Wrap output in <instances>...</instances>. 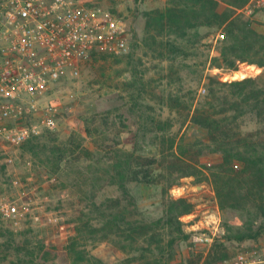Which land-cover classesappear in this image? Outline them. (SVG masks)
<instances>
[{"label": "rangeland", "instance_id": "obj_1", "mask_svg": "<svg viewBox=\"0 0 264 264\" xmlns=\"http://www.w3.org/2000/svg\"><path fill=\"white\" fill-rule=\"evenodd\" d=\"M87 1L100 2L128 20L131 26L129 52L121 55H92L81 64L78 75L68 74L51 86L45 103L58 108L57 126L55 129L43 127L41 141L52 145V137H57V144L75 138L84 146L94 149L95 139L85 130L88 117L95 113L106 115L108 111L115 109L117 110L113 114L117 116L122 132L108 130L99 139L101 147L93 159L84 154L79 159H74L73 156L69 167L54 174L40 162L41 157L24 151L22 145L10 146L0 142V198L15 201L20 207L31 203L34 212L40 216L34 221L26 218L21 227L1 220L2 243L13 241L14 246H21L25 239H32L34 242L43 241L51 248H62V251L67 246L72 226L75 225L70 224V220L78 216L81 209H87L90 195L94 192L86 179L89 164L107 166L115 155L127 150L135 152V155L155 156L158 163L167 160V166L171 160L169 146L173 138L176 137V142L181 138L184 142H194L197 139L208 141L206 130L194 124L190 117L187 118V106L193 96L196 104L198 99L208 93L210 75L222 82L238 81L254 75L264 85V69L260 70L248 61L241 62L237 68H230L225 63L211 66L213 57L220 54L223 39L217 40V34L225 32L223 27L196 29L189 40L179 41L180 49H177L176 54L158 57L150 51L144 45V38L148 34L145 29V11L165 9L168 0ZM243 6L237 9V14L242 15L240 9ZM248 19L255 30L264 34V12ZM172 57L175 59L170 60ZM226 73H235L234 78L223 79ZM202 87L205 91L201 90ZM171 94L180 100H173ZM122 110L136 111L132 116L129 113V117ZM255 126V121L247 120L244 128L253 129ZM116 142L121 143L117 146ZM221 159L220 153H202L196 168H188V174L180 177L167 189L165 187L172 178L181 174L182 168L170 173V169L158 167L155 168V183L131 182L129 188L136 200L139 216L158 222L165 217L166 202L170 198H187L193 203V209L182 216L205 210V204L210 198L214 195L217 197L211 172ZM83 174L84 178L80 180L79 177ZM178 189L181 193H178ZM116 196H121V190L105 181L100 184L95 200L99 203ZM221 213L225 235L224 241L220 242H226L230 252L238 250L240 245L226 239L228 230L238 232L251 218L255 220L257 229L264 220L258 211L250 208L221 209ZM181 217L183 229L188 233ZM159 227L158 232L166 239L169 238L171 228L163 225ZM85 248L100 258L103 264H139L136 256L140 255V251L120 248L112 241L88 243ZM212 248L213 246L210 249L196 250L189 239L181 240L175 246L176 261L191 264L190 260L202 256L207 258ZM46 264L74 263L72 258L64 262L57 256Z\"/></svg>", "mask_w": 264, "mask_h": 264}, {"label": "trees", "instance_id": "obj_2", "mask_svg": "<svg viewBox=\"0 0 264 264\" xmlns=\"http://www.w3.org/2000/svg\"><path fill=\"white\" fill-rule=\"evenodd\" d=\"M247 1L168 0L165 9L145 11V29L148 34L144 38V45L158 57H164L176 54L180 47L179 41L189 40L196 29L223 27L225 38L221 41L220 54L213 57L211 66L225 63L230 68H237L241 62L248 61L263 70L264 34L255 30L248 18L236 13ZM97 54L100 53L94 52L93 56ZM208 80V93L198 99L196 104L193 96L187 106V118L190 117L194 124L206 130L208 141L197 139L184 142L181 138L176 142V137L173 138L169 146L171 160L167 166V160L158 163L155 156L135 155V152L127 150L115 155L107 166L89 164L86 179L94 192L90 195L87 209H81L78 216L70 220V224L75 225L63 249L65 251L32 239H25L21 246H14L13 241L0 242V264H46L57 256L64 262L72 258L74 264H103L100 258L85 248L88 243L97 244L101 241H112L120 248L140 251V255L136 256L139 264H185L176 261L175 246L179 241L189 239L180 217L193 209V203L187 198H170L166 202L165 217L154 223L139 216L129 184L155 183V168L158 167L170 169V173L182 168L181 174L170 180L165 187L167 189L180 177L186 176L188 168H196L202 153L222 154L221 161L213 166L211 172L220 208H250L264 217V85L254 75L230 82H222L210 75ZM170 97L180 100L174 98L173 94ZM114 111L102 116L95 113L88 117L85 130L95 139L94 149L84 146L75 138L57 144V137H52L50 141L53 144L50 145L41 141L43 134L21 145L24 151L41 157L40 162L53 174L63 172L70 166L73 156L79 159L84 154L93 159L101 147L99 139L108 130L122 132ZM135 111L122 110L128 116L129 113L132 116ZM247 120L255 121V128L245 129ZM116 143L119 146L121 142ZM77 153L78 156H75ZM81 178H84V174ZM105 181L118 187L121 196L108 197L98 203L95 200L96 193ZM254 221L253 218L249 219L236 233L228 230L226 239L235 243L259 240L264 234V220L257 229ZM161 225L171 228L169 238L158 232L157 227ZM230 255L226 242H216L206 262L225 260ZM199 259L190 260V263L194 264Z\"/></svg>", "mask_w": 264, "mask_h": 264}, {"label": "built area", "instance_id": "obj_3", "mask_svg": "<svg viewBox=\"0 0 264 264\" xmlns=\"http://www.w3.org/2000/svg\"><path fill=\"white\" fill-rule=\"evenodd\" d=\"M240 12L252 18L264 12V0H248ZM130 38L128 20L100 2L0 0V142L20 146L40 135L43 127L55 129L58 108L45 103L51 86L68 74L78 75L81 64L94 52H129ZM224 38L225 32H218L217 40ZM207 203L205 210L181 217L196 250L224 241L217 197ZM30 204L20 207L0 198V219L15 227L28 217L38 220ZM236 244L238 250L225 260L207 263L202 256L194 264H264V234L257 241Z\"/></svg>", "mask_w": 264, "mask_h": 264}]
</instances>
